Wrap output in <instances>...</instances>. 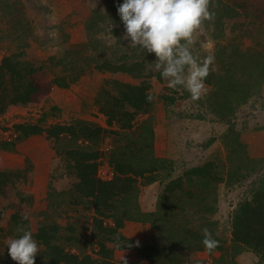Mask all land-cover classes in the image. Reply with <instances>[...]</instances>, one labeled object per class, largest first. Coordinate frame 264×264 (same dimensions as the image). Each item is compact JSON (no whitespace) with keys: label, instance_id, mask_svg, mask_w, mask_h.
<instances>
[{"label":"rangeland","instance_id":"1","mask_svg":"<svg viewBox=\"0 0 264 264\" xmlns=\"http://www.w3.org/2000/svg\"><path fill=\"white\" fill-rule=\"evenodd\" d=\"M123 2L0 0V63L4 57L21 55L22 61L41 67L33 76L39 87L33 101L9 106L0 115V141H14L15 125L41 123L43 116L46 120L41 125L46 128L84 121L104 130L91 143L64 137L54 144L43 134L19 142L12 152L0 151V172L28 170V178H12L0 197V260L9 256L7 240L18 238L21 226L30 228L33 235L43 225L56 226V244L61 248L80 256L96 255V212L75 192L80 180L66 154L61 158L56 153L83 148L99 152L97 176L107 181L114 177L113 158L138 168L158 166L156 172L137 178L136 197L122 203L118 215L129 214L135 203L141 215L154 214L152 219L164 225L165 237L174 244L179 264H260L254 252L239 251L240 246L233 243L232 220L240 205L251 200L253 191L264 183V83L259 85L257 79L264 70V0H212L214 20L205 22L195 37V51L201 57H214V70L201 99L192 101L186 91H173L166 81L151 78L150 110L137 115L127 130L118 124L107 126V118L95 103L97 97L112 92L114 81L141 86L149 81L118 72V65L143 60L146 74L157 72L153 71V54L143 56L122 39L125 29L117 6ZM215 35L222 39L219 44L228 45L225 55H233L224 64L215 62L221 55ZM147 57L154 59L150 62ZM55 79L68 86L58 87ZM243 92L250 93L244 96L246 100L235 96ZM222 98H239L232 114L226 111L220 116L217 113L222 111L212 107ZM209 162L219 177L213 186L205 187L207 179L184 177L190 169ZM179 177L183 183L168 202L162 201L169 195L165 187ZM98 220L103 227L114 226L113 220ZM173 224L178 228L172 229ZM204 228L222 241L224 250L209 253L183 248L187 229L203 235ZM122 230H131L141 239L138 246L149 248L142 253L134 250L137 261L118 263L168 264L160 256L156 260L150 249L155 245L152 236L161 231L153 229L151 221H125L120 229L123 235ZM108 247L118 249L113 243Z\"/></svg>","mask_w":264,"mask_h":264},{"label":"trees","instance_id":"2","mask_svg":"<svg viewBox=\"0 0 264 264\" xmlns=\"http://www.w3.org/2000/svg\"><path fill=\"white\" fill-rule=\"evenodd\" d=\"M211 10V9H210ZM214 40L217 42L218 51L221 56L215 58V62L224 64L228 59L232 58L231 55H225L228 45H222L219 36H214ZM223 52V53H222ZM148 56L151 54H145ZM238 55V54H237ZM152 56H155L154 54ZM21 55H11L4 57L0 63V115L4 114L9 106H27L33 101V97L39 91L37 83L34 81L33 76L37 74L41 67L35 66L28 61H22ZM225 58V59H224ZM154 57H147L145 60L152 62ZM118 72L130 75L135 79L145 78L149 80L141 85H133L131 83H124L121 81L112 82V92L101 93L100 97H97L95 103L99 106V111L107 118V126H114L118 124L121 129L127 130L133 127V119L142 113H147L150 110L151 103L146 100V93L151 88V78H155L157 81L162 82L163 79L159 73L153 75V72L149 70L146 74V61L137 60L130 63H124L116 66ZM264 70L258 75L259 85L264 83ZM263 79V81H262ZM55 84L58 87L66 88L68 85L59 79H55ZM113 93V94H112ZM240 100L246 97H239ZM230 99L228 101L214 104L212 107L218 109L224 115L223 112L228 111L229 115L232 114L236 108V102L239 100ZM244 99L241 101L243 102ZM238 102V105L242 104ZM240 103V104H239ZM44 120H46V117ZM225 118V117H223ZM44 120H40L41 123L31 124H19L15 125V133L17 137L14 141H0V151L12 152L16 149L19 142L25 141L33 136H41L46 134V138L50 143L57 144L64 137H68L74 141H86L93 142L97 140L104 130L100 126L86 123L84 121L73 122L68 125H52L48 128L42 126ZM77 147V146H76ZM58 155L63 158L66 154L67 160H70V168L73 170L75 176L80 180L75 186V192L79 195L81 201L85 200V203L92 206L96 212L97 219L95 220L99 233V240L97 245L99 250L95 256L86 254L83 256L73 254L66 251L56 244L58 229L53 225H43L39 228L38 232L33 235V238L37 240L39 246L43 247L39 255L36 256V264H121L114 258V249L108 247L109 243L115 244L120 250H138L142 253L149 247L137 246L133 240L125 237L120 233V229L123 228L125 221H138L146 223L151 221L153 229H161L159 235H153L152 238L155 241L150 249L155 252V259L158 260L159 256L168 261V264H179L177 254L175 253L172 242L165 237L164 225L152 219L154 214H142L138 203L132 208V211L126 216H119L120 205L127 200L136 197L134 194V184L137 178L145 176L146 173H154L157 171L158 166L149 165L148 167H136L131 165H123L120 162H116V158H113L112 166L114 168L113 179L110 181H103L98 178V159L99 152L85 151L83 148H74L69 150L68 153L64 151H57ZM69 155V158L67 157ZM117 157V156H116ZM209 162L204 166L194 167L187 171L184 175L192 178L206 181V188L213 186V182L219 180L216 172L215 165ZM212 172V173H211ZM216 173V175L213 173ZM28 170L18 172H0V197L5 195V187L9 184L12 178H28ZM184 178L179 177L172 180L165 187V192L168 196H163L162 201L168 202L170 196L180 187ZM262 187L253 191L252 199L242 203L239 209L235 212L232 220V241L241 249H246L254 252L260 259V264H264V183ZM206 190V189H205ZM123 201V202H122ZM171 203L169 202L167 206ZM207 210V209H206ZM110 219L114 221V226L103 227V222L98 220ZM177 227V225L173 224ZM166 230V229H165ZM181 243L184 247L190 251H204V245L202 244L203 235L187 229V234L183 235ZM214 238V237H213ZM219 241V246L215 249L218 251L224 250L222 241L219 238H214ZM68 240H74L75 238H68ZM167 242V243H166ZM169 242V243H168ZM160 244V245H157ZM129 245H132L129 247ZM149 249V250H150ZM13 260L10 256H7L3 261L0 260V264H13Z\"/></svg>","mask_w":264,"mask_h":264},{"label":"clouds","instance_id":"3","mask_svg":"<svg viewBox=\"0 0 264 264\" xmlns=\"http://www.w3.org/2000/svg\"><path fill=\"white\" fill-rule=\"evenodd\" d=\"M211 7H214L212 0H124L117 6L125 29L122 39L128 41L127 47L154 54L153 71L159 73L169 89L186 91L192 101L201 99L206 79L214 70V57H201L195 51L196 35L205 22L214 20ZM145 95L151 103L154 99L151 92ZM18 231L22 233L18 238L7 240L8 255L15 264H36L35 258L40 254L37 240L30 228L21 226ZM202 231V244L211 253L219 241L208 228Z\"/></svg>","mask_w":264,"mask_h":264},{"label":"crops","instance_id":"4","mask_svg":"<svg viewBox=\"0 0 264 264\" xmlns=\"http://www.w3.org/2000/svg\"><path fill=\"white\" fill-rule=\"evenodd\" d=\"M148 56H150V55H148ZM134 60H137V58H135ZM249 94H247V93L245 94L243 92V93H240V94L235 95V96H239L240 97V96H246V95H249ZM230 96L232 97V95H230ZM230 99L231 98H229V99L228 98H222V100H224L223 102L228 101ZM122 232H123V235L125 237H127V238H129L131 240H134L136 243L139 242L141 244V239L139 237H135L134 234H132L131 230H128V231L126 230L125 232L122 230ZM114 258H115L116 261H119L121 263H131V262L137 261V253H135L134 250H130V249H126V250L115 249V251H114Z\"/></svg>","mask_w":264,"mask_h":264}]
</instances>
